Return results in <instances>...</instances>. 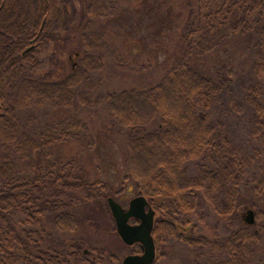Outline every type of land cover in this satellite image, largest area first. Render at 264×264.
Returning a JSON list of instances; mask_svg holds the SVG:
<instances>
[{
	"label": "trees",
	"instance_id": "16d2710c",
	"mask_svg": "<svg viewBox=\"0 0 264 264\" xmlns=\"http://www.w3.org/2000/svg\"><path fill=\"white\" fill-rule=\"evenodd\" d=\"M185 2L182 45L158 82L95 93L104 41L92 26L113 12L115 0H81L82 52L57 79L33 72L43 47L69 31L52 17L53 5L66 8L73 0H0V264H116L113 254L94 251L76 232L92 215L69 210L92 201L98 211L109 184L89 180L83 168L53 173L51 163L39 165L36 158L55 142L85 135L86 121L70 114L35 131L20 122L24 113L30 122L31 107L82 104L104 105L110 122L124 132L123 178L161 212L152 230L156 248L180 242L193 249L194 264L264 262L257 203L264 200V0ZM238 37H247L245 68L201 66ZM48 182L56 193L45 191ZM243 188L257 210L252 225L237 218ZM69 190H77L76 201L71 192L54 198ZM49 212L55 230L71 239L52 237L43 222Z\"/></svg>",
	"mask_w": 264,
	"mask_h": 264
},
{
	"label": "rangeland",
	"instance_id": "374dc122",
	"mask_svg": "<svg viewBox=\"0 0 264 264\" xmlns=\"http://www.w3.org/2000/svg\"><path fill=\"white\" fill-rule=\"evenodd\" d=\"M185 1L115 0L113 12L97 20L92 26L103 33L104 41L101 50L103 67L97 72L100 82L95 93L138 89L158 82L182 45L180 35L189 13ZM51 15L56 18L58 25L63 24V27L66 25L69 31H65V35L64 30L59 28L60 34L66 37L58 42L50 41L43 47L40 55L41 64L33 74L35 77L57 79L69 72L71 64H76L80 58V54L75 56V53L82 52L80 33L86 18L82 17L81 0H73V4H68L66 8L61 3H56L51 9ZM246 39L247 37L232 38L214 54L216 56L201 60V66L218 72L230 67L235 72L245 68L243 47ZM26 113L31 116L30 122H26L25 113L21 115L20 122L33 131L40 130L38 128L47 122L63 119L70 114L83 118L87 123L85 135L55 142L45 150H39L36 156L39 165L51 163L53 173L58 172V168L61 170L65 167L70 168L75 174V171L83 168L89 180L101 179L107 182L111 189L108 196L114 198L124 208H127L129 201L138 195L132 182L123 178L126 136L110 122L104 105L82 104L73 109L31 107ZM45 191L56 193L55 186L50 182ZM69 192L73 194L72 201H76L75 196L79 198L77 190H69L54 198L64 200L66 193ZM251 197L249 190L246 188L241 190L237 218L243 219L247 209L257 211L251 207ZM257 203L263 212L260 224L264 226V200ZM93 206L92 201L82 207L79 203L70 205L69 210L74 214L92 215L91 220H85L84 225L78 228L76 231L78 235L87 238L94 251L101 250L105 255L113 254L117 258L116 264H121L125 256L136 254L135 251L137 248L140 250V246L126 245L122 242L116 232L106 199L98 211H95ZM150 206L154 209V219L160 218L161 212L156 208V204ZM63 209L62 207L59 210ZM43 220L52 237L72 238V234H59L55 230L53 213H45ZM129 222L134 223L132 219ZM192 259H194L192 248L171 240L157 248L153 264H191Z\"/></svg>",
	"mask_w": 264,
	"mask_h": 264
},
{
	"label": "water",
	"instance_id": "95a60500",
	"mask_svg": "<svg viewBox=\"0 0 264 264\" xmlns=\"http://www.w3.org/2000/svg\"><path fill=\"white\" fill-rule=\"evenodd\" d=\"M28 47L24 52L29 51ZM107 205L114 220L116 232L126 245L139 244L141 253L130 254L123 258L121 264H153L155 261V244L152 237L154 209L143 195L134 196L124 208L114 198L108 196ZM134 219L135 223H130ZM244 221L252 225L255 222L254 211L247 209Z\"/></svg>",
	"mask_w": 264,
	"mask_h": 264
},
{
	"label": "flooded vegetation",
	"instance_id": "af4514ba",
	"mask_svg": "<svg viewBox=\"0 0 264 264\" xmlns=\"http://www.w3.org/2000/svg\"><path fill=\"white\" fill-rule=\"evenodd\" d=\"M189 248H191V247H189ZM140 250H141V249H140ZM192 250H193V249H192ZM193 253H194V252H193ZM156 255H157V248H156V246H155V256H156ZM155 260H156V257H155ZM193 261H194V259L191 260V264H194Z\"/></svg>",
	"mask_w": 264,
	"mask_h": 264
}]
</instances>
